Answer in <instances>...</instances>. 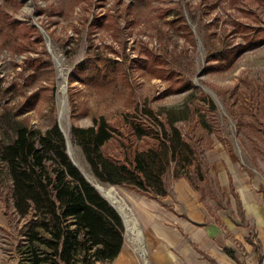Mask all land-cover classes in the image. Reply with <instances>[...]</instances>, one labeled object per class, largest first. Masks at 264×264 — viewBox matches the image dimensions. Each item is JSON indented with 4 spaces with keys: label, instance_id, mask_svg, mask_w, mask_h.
<instances>
[{
    "label": "rangeland",
    "instance_id": "rangeland-1",
    "mask_svg": "<svg viewBox=\"0 0 264 264\" xmlns=\"http://www.w3.org/2000/svg\"><path fill=\"white\" fill-rule=\"evenodd\" d=\"M238 22L263 34L264 0H0V108L19 109L11 115L39 129L55 121L72 162L96 181L69 127L101 115L115 131L104 149L120 157L152 142L129 133L136 106L150 108L162 121L167 112L185 116L173 124L204 159L207 154L215 160L210 153L221 146L264 181V41L204 67L207 50L243 42ZM87 57L94 58L71 78ZM181 82L189 87L176 91ZM10 136L0 124V141ZM174 180L167 172V191ZM8 183L0 163V245L13 260L21 220L3 205ZM101 184L114 186L129 214L128 193L149 198L123 184ZM204 199L215 213V198ZM154 200L171 210L169 199ZM238 215L227 214L235 221ZM247 226L251 240L253 227Z\"/></svg>",
    "mask_w": 264,
    "mask_h": 264
},
{
    "label": "trees",
    "instance_id": "trees-1",
    "mask_svg": "<svg viewBox=\"0 0 264 264\" xmlns=\"http://www.w3.org/2000/svg\"><path fill=\"white\" fill-rule=\"evenodd\" d=\"M236 25L245 31L243 42L231 46L223 43L225 46L207 50L205 69L216 67L225 59L230 61L264 41V33L257 34L263 29L239 22ZM35 37L39 38L37 34ZM93 58L79 61L70 71L71 78ZM95 59L103 64L102 58ZM26 62L30 65L33 59L28 57ZM188 87V82H181L175 89ZM202 95L200 99H204ZM135 109L133 118L127 120L129 133L136 137L149 136L152 142L123 151L120 157L104 149L115 131L101 115L93 117L89 125L69 127L91 174L99 182L123 184L157 199L167 193L164 178L169 172L171 179H186L200 200L205 195L213 200L220 195L228 205L231 195L238 209L232 185L229 184V194L226 193L207 171L202 152L173 124L185 116L167 112L162 121L148 107ZM9 111L0 108V124L11 130V136L0 141V163L9 180L3 205L21 220L14 244L16 264H96L113 258L122 243L121 218L72 162L56 122L39 129L11 115L20 113L19 109L14 113ZM197 122L205 127L202 116L197 117ZM216 204H219L217 199Z\"/></svg>",
    "mask_w": 264,
    "mask_h": 264
},
{
    "label": "crops",
    "instance_id": "crops-1",
    "mask_svg": "<svg viewBox=\"0 0 264 264\" xmlns=\"http://www.w3.org/2000/svg\"><path fill=\"white\" fill-rule=\"evenodd\" d=\"M212 151L210 157L215 160L205 154L208 172L226 193L232 185L238 209L231 195L228 205L223 199L217 205L216 196L212 212L211 204L200 200L183 177L175 179L161 197L170 200L171 210L154 199L128 193L138 236L124 225L116 255L96 264H264V181L253 178L221 146L215 145ZM227 214H239V220ZM4 224L0 212V228ZM247 225L253 227L251 240ZM16 262L17 256L9 259L0 245V264Z\"/></svg>",
    "mask_w": 264,
    "mask_h": 264
},
{
    "label": "bare ground",
    "instance_id": "bare-ground-1",
    "mask_svg": "<svg viewBox=\"0 0 264 264\" xmlns=\"http://www.w3.org/2000/svg\"><path fill=\"white\" fill-rule=\"evenodd\" d=\"M85 175V174H84ZM90 182L94 183L96 188L102 192V194L114 205V207L117 209V211L121 214L123 217L124 225L126 229L130 232H132V235L138 236V230L135 225L134 218L129 214L130 212H127L125 210V204L123 201L119 198L118 193L114 186H104L100 182L96 181L95 179L86 176ZM133 235V236H134Z\"/></svg>",
    "mask_w": 264,
    "mask_h": 264
},
{
    "label": "water",
    "instance_id": "water-1",
    "mask_svg": "<svg viewBox=\"0 0 264 264\" xmlns=\"http://www.w3.org/2000/svg\"><path fill=\"white\" fill-rule=\"evenodd\" d=\"M85 177V176H84ZM86 178V177H85ZM87 179V178H86ZM87 181H89L90 182V180H88L87 179ZM91 183V185L98 191V193L104 198V199H106V201L115 209V211L118 213V215L120 216V218H121V221H122V224H123V226H124V220H123V217L121 216V214L117 211V209L114 207V205L102 194V192L101 191H99L97 188H96V186H95V184L94 183H92V182H90Z\"/></svg>",
    "mask_w": 264,
    "mask_h": 264
}]
</instances>
